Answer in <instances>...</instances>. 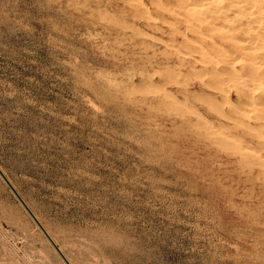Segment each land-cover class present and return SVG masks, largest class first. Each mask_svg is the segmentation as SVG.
I'll return each instance as SVG.
<instances>
[{"label":"rangeland","instance_id":"rangeland-1","mask_svg":"<svg viewBox=\"0 0 264 264\" xmlns=\"http://www.w3.org/2000/svg\"><path fill=\"white\" fill-rule=\"evenodd\" d=\"M119 1L0 0L1 171L71 264H264V170L231 144L250 129L175 90L207 76L162 65L191 50L144 35L145 10ZM220 78L218 104L234 93ZM0 264H66L1 175Z\"/></svg>","mask_w":264,"mask_h":264},{"label":"bare ground","instance_id":"bare-ground-1","mask_svg":"<svg viewBox=\"0 0 264 264\" xmlns=\"http://www.w3.org/2000/svg\"><path fill=\"white\" fill-rule=\"evenodd\" d=\"M80 1V0H78ZM83 1V0H82ZM97 1V0H96ZM103 1V0H102ZM135 2H137V4L133 3L135 6V8L137 7L138 10L139 8L142 10H145V14H147V16H142L141 13V19L144 18L145 22L143 23L142 26H139L138 24H134L135 28H141L142 30H140V32L142 31L144 35L152 38V39H156L159 42H162L163 44H170V45H174V46H178L179 48H188L191 51L187 52V54L185 53L184 56L177 57V58H167L165 60H162L161 63L162 65H167V64H171V63H175L180 65L181 67L184 66L186 67L187 65L185 63H191L192 62V66H190L192 69V72L196 74L197 77L200 76H207L206 79L208 78V80L203 79L198 81V83L190 85V86H185V87H179L177 90L179 93L181 94H198L199 93H206L205 95H207L208 99L210 100H214V104L212 107V112L213 115L215 116V119L217 118V120H221V119H226L228 118L229 120L232 121V119H234V123H239L238 125L242 124V128H249L250 130L247 131L248 133H250L251 135L249 136L251 139V142L253 143L250 144L251 142H233L231 144H233V146L235 145V148L237 144L240 145V148L238 150H241V153L249 158V159L253 164L255 165H259L260 167L263 168L264 170V0H133ZM72 2V1H71ZM76 2V1H75ZM88 2V1H87ZM86 2V3H87ZM108 2V1H107ZM99 3V2H98ZM130 0H120L119 1V6H115L116 9H123L128 10L129 11V7L125 6L124 4L127 5H133ZM69 4V3H68ZM82 4V2H81ZM102 4V3H101ZM107 4V3H106ZM111 4V3H110ZM76 5V4H75ZM79 5V4H77ZM100 5V4H99ZM85 6V4H84ZM96 6V5H95ZM106 6V5H105ZM109 6V5H108ZM77 7V6H76ZM88 7V6H87ZM86 7V8H87ZM131 7V6H130ZM75 8V7H74ZM84 8V7H83ZM105 8V7H104ZM133 8V6H132ZM134 8V9H135ZM136 8V9H137ZM100 9V8H99ZM106 9V8H105ZM94 10V9H93ZM91 10V12L94 13H98L97 10L96 12ZM131 10V9H130ZM108 11V10H107ZM121 11V10H120ZM134 11V10H132ZM141 11H137V12H141ZM76 12L78 13V9L76 10ZM80 13V12H79ZM107 13V12H104ZM109 13V12H108ZM107 13V14H108ZM122 13V12H121ZM136 13V12H133ZM92 14V13H91ZM101 13H98V15H100ZM103 14V13H102ZM101 14V17H103ZM112 14V13H110ZM123 14V13H122ZM121 14V15H122ZM144 14V13H143ZM192 15V19H186L185 21V25L183 26V22L184 20L182 19V16H186V15ZM113 15V14H112ZM135 15V14H133ZM87 16V15H86ZM93 16V15H92ZM107 16V15H106ZM132 16V15H131ZM138 15H136L137 17ZM101 17H99L101 19ZM108 17V16H107ZM135 17V16H133ZM132 17V19H134ZM91 18V16H90ZM97 18V17H95ZM104 18V17H103ZM103 18L101 19V21L103 20ZM112 18V17H111ZM94 19V18H93ZM114 19V18H113ZM98 20V19H97ZM110 18L108 20L105 19V22H109L110 24ZM124 21V20H123ZM91 23V21H89ZM106 22V23H107ZM115 22L117 23V21L115 20ZM113 22V23H115ZM115 23V24H116ZM133 23V22H132ZM108 24V23H107ZM118 24V23H117ZM116 24V26H117ZM99 25V24H98ZM125 27L124 30L129 29L126 28V24L124 23ZM94 26V24H93ZM96 26V25H95ZM94 26V27H95ZM133 26V25H131ZM128 27V26H127ZM108 28V27H107ZM123 29V27H120ZM139 28V29H140ZM115 29V28H113ZM132 29V27L130 28ZM129 29V30H130ZM89 30V29H88ZM102 30V29H101ZM95 31V30H94ZM109 32V30H108ZM123 32V31H122ZM137 33L136 36H138V34L141 35V33ZM90 33V32H89ZM133 33H135L133 31ZM97 33L95 32V35ZM120 34V33H119ZM117 34V35H119ZM94 35V36H95ZM104 35V34H103ZM115 35V34H114ZM122 35V34H121ZM134 35V34H133ZM143 35V36H144ZM108 36V35H107ZM135 36V37H136ZM142 36V35H141ZM142 36V37H143ZM99 37V36H98ZM104 37V36H103ZM113 37V36H112ZM145 37V36H144ZM120 38V37H118ZM122 38V37H121ZM124 38V37H123ZM131 39V38H129ZM118 40V39H117ZM120 40V39H119ZM132 40V39H131ZM130 40V42H131ZM135 40V38H134ZM115 41V40H114ZM123 41V40H122ZM106 42V41H105ZM109 42V41H108ZM120 42V41H119ZM125 42V41H124ZM148 42V41H147ZM129 43V42H128ZM115 44V43H113ZM141 44V43H140ZM139 44V45H140ZM151 44V43H150ZM116 45V44H115ZM138 45V44H135ZM134 45V46H135ZM152 45V44H151ZM120 46V45H118ZM125 46V45H124ZM127 46V45H126ZM158 46V45H157ZM122 47V45L120 46ZM128 47V46H127ZM155 47V46H154ZM165 47L167 48V45H165ZM150 48V47H148ZM171 48V47H170ZM174 48V47H173ZM145 49V47H144ZM151 49V48H150ZM152 49L154 50V48L152 47ZM175 49V48H174ZM177 49V48H176ZM140 50V49H139ZM142 50V49H141ZM146 51V50H145ZM158 51V50H157ZM163 52V50H161ZM165 51V49H164ZM177 52L180 50H176ZM184 51V50H183ZM138 52V50H137ZM141 52V51H139ZM181 52V51H180ZM126 53V52H125ZM157 53L156 51L153 52V54ZM167 53V51L165 52ZM169 53V52H168ZM167 53V54H168ZM167 54H162L163 56L167 55ZM170 54V53H169ZM168 54V55H169ZM149 55V54H147ZM161 55V53H160ZM167 55V56H168ZM151 56V55H150ZM155 55H153L154 57ZM133 57V56H132ZM145 57V56H144ZM135 58V57H134ZM141 58V57H140ZM151 58V57H150ZM143 59V57H142ZM152 59V58H151ZM131 60V59H130ZM139 60V59H137ZM149 61V60H148ZM159 61V60H158ZM134 62V61H133ZM137 62H141L137 61ZM136 62V63H137ZM241 65V67H239V64ZM144 64V63H143ZM153 64V63H152ZM151 64V65H152ZM160 64V63H159ZM148 65V64H147ZM156 65V63H155ZM161 65V64H160ZM190 65V64H189ZM188 65V66H189ZM150 66V65H149ZM158 67V66H157ZM161 67V66H160ZM164 67V66H163ZM177 67V65H176ZM167 68H169L168 66H166V71L168 70ZM173 68V67H172ZM151 69V68H150ZM154 69V68H153ZM156 69V68H155ZM165 69V68H164ZM145 70H147V68H145ZM160 70V69H159ZM174 72V68L172 69ZM178 72L179 69H177ZM158 73V70H156ZM165 71V72H166ZM161 72V70H160ZM168 72V71H167ZM151 73V72H149ZM183 73V72H182ZM139 74V73H138ZM170 74V72H169ZM175 74V73H173ZM172 74V75H173ZM151 75V74H150ZM154 75V73H153ZM152 75V76H153ZM166 75V74H165ZM171 75V76H172ZM190 75V73H189ZM187 76V75H186ZM221 76H223V83H226V81L229 80L233 81V86H234V93L228 94V95H224L222 97V104L221 101L219 102L218 96H217V91H221L223 92V94H227L225 93V91H223V89H221L219 86V81L221 80ZM144 77V76H143ZM148 77H150L148 75ZM165 78V76H163ZM174 78V76H172ZM178 77V76H177ZM157 78V77H156ZM158 78H160V76H158ZM157 78V80H158ZM169 78V77H168ZM172 78V79H173ZM186 80V77H184ZM189 78V77H188ZM144 79V78H142ZM145 78V82H146ZM149 79V78H148ZM161 79V78H160ZM171 79V80H172ZM176 78H174L175 80ZM181 79V78H179ZM197 79V78H196ZM199 79V78H198ZM154 80V79H153ZM164 80V79H163ZM183 80V81H184ZM173 81V80H172ZM176 81V80H175ZM180 81V80H179ZM179 81L176 82H172L176 85H182L181 83H179ZM148 82V81H147ZM150 82H152V79L150 80ZM158 82V81H157ZM162 82V81H161ZM171 83V81H168ZM149 83V82H148ZM147 83V84H148ZM165 83V82H163ZM169 83V84H170ZM171 83V84H172ZM151 84V83H150ZM156 84V83H155ZM160 84V85H158ZM158 87L154 85L152 86L155 91L159 90L162 91V88H159V86H162L159 81L158 83ZM186 85V83H184ZM222 84V83H221ZM164 85V88L165 84ZM195 85H199L201 92H197L198 89L193 88ZM149 86V85H148ZM226 86V85H225ZM228 86V85H227ZM163 87V86H162ZM157 89V90H156ZM171 89V88H170ZM148 90V88H147ZM151 90V89H149ZM165 90V89H164ZM173 90V89H172ZM153 92V89L151 90ZM149 91V92H151ZM166 91V90H165ZM158 92V91H157ZM170 92V91H169ZM166 93V92H165ZM164 94V91L163 93ZM174 94V93H173ZM180 94V95H181ZM164 96V95H163ZM173 96V95H172ZM171 96V97H172ZM185 96V95H184ZM183 96V98H185ZM160 97V94H159ZM162 97V96H161ZM165 97V96H164ZM174 97V96H173ZM172 97V99H173ZM207 97H204V99ZM221 97V96H220ZM163 98V97H162ZM170 98V96H169ZM190 98V97H189ZM192 98V97H191ZM190 98V99H191ZM199 98V97H196ZM202 98V96H201ZM161 99V98H160ZM164 99V98H163ZM176 99V98H175ZM188 99V98H187ZM200 99V98H199ZM198 99V100H199ZM159 100V99H158ZM165 102L166 99H164ZM174 100V99H173ZM172 100V101H173ZM181 100V99H180ZM186 100V98H185ZM197 99H194L193 101H195ZM197 100V101H198ZM153 101V100H152ZM151 101V102H152ZM160 101V100H159ZM158 101V102H159ZM161 101H163L161 99ZM160 101V104H161ZM178 101V100H177ZM192 101V100H189ZM192 101V103H194ZM201 101V100H200ZM202 101H204L202 99ZM164 102V101H163ZM179 102V101H178ZM177 102V104H178ZM184 101H181L178 105L177 104H173L175 106V108H178L179 105H181V103ZM209 102V100H208ZM206 102V103H208ZM168 103V102H167ZM171 103V102H170ZM189 103V102H188ZM200 103V102H199ZM203 103V102H202ZM204 103V105L206 104ZM210 103V102H209ZM163 104V103H162ZM172 104V103H171ZM170 104V105H171ZM191 104V103H189ZM223 104L231 105L232 107L229 109L234 112L239 114L238 119L237 117L234 118L231 115L227 114V110L224 109ZM169 105V104H168ZM184 105V107L186 106V104H182ZM181 105V106H182ZM209 105V104H208ZM174 106H172L174 108ZM177 106V107H176ZM195 106V105H194ZM160 107V106H159ZM165 107V106H164ZM171 107V106H170ZM171 107V108H172ZM186 107H189L188 105ZM190 107H192L190 105ZM200 107V106H198ZM211 107V106H210ZM161 108V107H160ZM154 109V107H153ZM186 109V108H185ZM190 109V108H189ZM195 109V108H194ZM152 110V109H151ZM167 110V108H166ZM170 110V108L168 109ZM167 110V111H168ZM182 110V109H179ZM188 110V109H187ZM172 111V110H171ZM170 111V112H171ZM183 111V110H182ZM185 111V110H184ZM192 110L190 109L189 112H191ZM197 111V110H196ZM157 112V111H156ZM173 112L174 109H173ZM187 111H185L186 113ZM188 112V113H189ZM162 113L164 114V112L162 111ZM178 113V112H177ZM181 111H179V115ZM169 114V113H168ZM167 114V115H168ZM175 114V113H174ZM198 114V113H197ZM196 114V115H197ZM177 115V114H176ZM192 115V113H191ZM195 115V114H194ZM203 115V114H202ZM171 116V115H170ZM163 117V116H162ZM175 117V116H173ZM178 117V115H177ZM183 117V116H182ZM181 117V118H182ZM199 117V116H197ZM202 117V116H201ZM200 117V118H201ZM213 117V116H212ZM172 118V117H171ZM180 118V119H181ZM187 118V117H186ZM182 119L183 121L187 120V119ZM160 119V118H158ZM164 120V118H161ZM166 119V118H165ZM168 119V118H167ZM189 119V117H188ZM192 119V118H191ZM197 119V118H196ZM214 119V118H213ZM170 120V119H169ZM174 120V119H173ZM172 120V121H173ZM203 120V118L201 119ZM209 120V119H207ZM211 120V118H210ZM184 121V122H185ZM204 121H206L204 119ZM203 121V122H204ZM215 121V120H214ZM214 121L212 120V122L214 123ZM237 121V122H236ZM239 121V122H238ZM164 122V121H163ZM169 122V121H168ZM165 122V123H168ZM190 122V121H189ZM193 122V121H192ZM191 122V124H192ZM195 123L197 122V120L194 121ZM217 122V121H216ZM172 123V122H170ZM186 123H188V121H186ZM185 123V124H186ZM198 123V122H197ZM204 123H209L208 121L204 122ZM221 122H218V124H220ZM224 123V122H223ZM221 123V124H223ZM179 124V123H177ZM211 123H209L208 125H210ZM215 124V123H214ZM214 124H212L214 126ZM218 124L216 125L218 127ZM254 124V126H253ZM171 125V124H170ZM195 125V124H194ZM193 125V126H194ZM201 127V124H199ZM198 125V126H199ZM211 125V126H212ZM227 125V124H226ZM175 126V125H174ZM177 126V125H176ZM189 126V125H188ZM225 126V125H224ZM229 126V124H228ZM233 126V125H232ZM240 126V127H241ZM163 127H166L165 125ZM172 127V126H171ZM181 127V126H180ZM184 127V126H182ZM210 127V126H208ZM215 127V126H214ZM231 127V126H230ZM238 127V126H236ZM199 128V127H197ZM204 128V127H203ZM211 128V127H210ZM213 128V127H212ZM216 128V127H215ZM219 128V127H218ZM235 128V127H234ZM170 129V128H169ZM173 129V128H172ZM179 129V127L177 128ZM192 129V128H191ZM202 129V128H201ZM206 129V128H205ZM208 129V128H207ZM214 129V128H213ZM224 129L221 127V130ZM184 130V129H183ZM186 130V129H185ZM165 131V130H164ZM182 130L180 129V132ZM188 131V130H186ZM208 131V130H207ZM213 131V130H212ZM219 131L221 134L224 132ZM215 131V132H216ZM167 132V131H166ZM175 132H177L175 130ZM177 132V133H180ZM191 132V131H189ZM187 132V133H189ZM194 132V131H193ZM201 132V131H200ZM243 132V131H242ZM171 133V132H170ZM244 133V132H243ZM168 134V133H167ZM195 134V132H194ZM199 134V133H198ZM197 134V135H198ZM206 134V132H205ZM204 133H202L201 135H205ZM219 134V133H218ZM219 134V135H221ZM239 134V133H238ZM246 134V132H245ZM184 135V134H183ZM196 135V136H197ZM200 135V136H201ZM211 135H215L214 132L212 134H210V136L205 135V137H216V136H211ZM235 135V134H234ZM244 135V134H243ZM179 135H177L178 137ZM221 136H224L223 134ZM175 137V138H177ZM182 138H185V136H181ZM188 137V136H187ZM228 135H226V139H227ZM241 137V134H240ZM190 138V137H188ZM218 138V137H216ZM225 138V136H224ZM209 139V138H208ZM229 139V137H228ZM227 139V141H228ZM237 139V138H236ZM177 140V139H176ZM214 140V139H213ZM220 140V139H219ZM222 140V139H221ZM231 140H233V138H231ZM178 141V140H177ZM208 141V140H207ZM225 141V139H224ZM240 141V140H239ZM249 141V140H248ZM211 142V141H210ZM222 142V141H221ZM175 143V142H173ZM199 143V142H198ZM220 143V141H219ZM223 143V142H222ZM201 144V143H200ZM230 144V143H229ZM176 145V144H175ZM178 145V144H177ZM193 145V144H192ZM205 145V144H204ZM207 145V144H206ZM215 145L216 144H212ZM183 146V145H182ZM218 146V145H217ZM221 146V145H220ZM223 149H224V145ZM227 146V145H225ZM231 145H229L230 147ZM238 146V145H237ZM174 147V145H173ZM181 147V146H180ZM186 147V146H185ZM228 147V148H229ZM178 148V146H177ZM205 148V147H204ZM232 148V147H230ZM175 149V148H174ZM234 149V147L232 148ZM177 150V149H175ZM180 150V149H179ZM177 150V151H179ZM183 150V148H182ZM188 150V149H185ZM191 150V149H189ZM188 150V151H189ZM217 150V149H216ZM215 150V151H216ZM236 150V149H235ZM194 151V150H193ZM218 151V150H217ZM220 151V150H219ZM222 151V149H221ZM199 152H201V149L199 150ZM203 152V151H202ZM239 152V151H238ZM195 153V152H194ZM224 153V152H223ZM181 154H183L181 152ZM227 154V153H226ZM216 155V154H215ZM230 155V154H228ZM232 155V154H231ZM188 156V155H185ZM189 157V156H188ZM213 157V156H211ZM190 158V157H189ZM207 158H209L207 156ZM217 159V158H216ZM220 159V158H219ZM218 159V160H219ZM244 159V158H243ZM246 159V162L248 161ZM197 160V159H196ZM238 161V160H237ZM241 158L239 159L240 163ZM245 161V160H242ZM195 162V161H194ZM198 163V162H196ZM226 163V162H225ZM249 163V162H248ZM198 164H201L198 163ZM236 164V163H235ZM214 165V164H213ZM212 165V166H213ZM249 165V164H247ZM251 165V164H250ZM249 165V167L251 168V166ZM219 166V165H218ZM222 166V165H220ZM243 166V165H242ZM245 166V164H244ZM199 167V166H197ZM206 167V166H204ZM247 167V166H245ZM245 167H241V168H245ZM253 167V166H252ZM219 168V167H218ZM217 168V169H218ZM194 169V168H193ZM200 169V168H199ZM207 169V168H206ZM211 169V168H210ZM195 170V169H194ZM197 170V169H196ZM201 170V169H200ZM198 170V171H200ZM208 170V169H207ZM206 170V171H207ZM232 170V169H231ZM222 171V170H221ZM228 171V170H227ZM226 171V172H227ZM237 171V170H234ZM240 171V170H238ZM212 172V171H211ZM249 172V171H248ZM232 173V172H231ZM259 173V172H258ZM214 174V173H213ZM244 174V173H243ZM248 174V173H247ZM264 174V171L262 173H260V175ZM246 175V174H245ZM239 176V175H237ZM258 176V175H256ZM253 177V176H252ZM255 177V176H254ZM219 178H221L219 176ZM203 179V178H202ZM228 179V178H226ZM247 179V178H245ZM200 180V178L198 179ZM219 180V179H218ZM236 180V179H235ZM258 179H256L257 181ZM263 180V179H261ZM10 181V180H9ZM248 180H246L247 182ZM255 180H253L254 182ZM259 181V180H258ZM11 182V181H10ZM208 182V181H206ZM223 182V181H222ZM221 182V183H222ZM234 183V181H231ZM236 182V181H235ZM245 182V183H246ZM250 182V181H249ZM252 182V181H251ZM220 183V184H221ZM238 183V182H237ZM243 183V184H245ZM232 184V183H231ZM230 184V185H231ZM239 184V183H238ZM237 184V186H238ZM225 186V185H224ZM236 186V187H237ZM253 186V185H252ZM230 187V186H229ZM248 187V186H247ZM208 187H206L207 190ZM226 188V187H225ZM246 188V187H245ZM263 188V187H262ZM252 189V188H251ZM253 190V189H252ZM211 191V190H210ZM245 191V190H244ZM249 191V190H248ZM251 192V191H250ZM216 193V192H215ZM219 193V192H218ZM212 194V193H211ZM225 194V193H224ZM223 194V195H224ZM234 194V192H233ZM216 195H218L216 193ZM241 196V195H240ZM243 196V195H242ZM221 197V196H220ZM257 197V196H256ZM259 197V196H258ZM257 199V198H256ZM254 200V199H252ZM231 203V201H229ZM237 203V201H236ZM227 204V203H226ZM264 204V203H263ZM262 205V203H261ZM235 207V206H234ZM31 208V207H30ZM240 208V207H239ZM232 209V208H231ZM242 210V209H241ZM33 211V210H32ZM252 211V210H251ZM260 211H262L260 209ZM254 212V211H253ZM252 212V213H253ZM258 212V211H257ZM256 212V213H257ZM255 213V212H254ZM241 215V214H239ZM37 216V215H36ZM38 217V216H37ZM258 217V216H257ZM256 217V218H257ZM247 225V224H246ZM263 224H261L262 226ZM248 226V225H247ZM251 227V226H250ZM245 229V228H244ZM251 230V228H250ZM253 231V230H251ZM256 232V231H255ZM261 232V231H260ZM250 233V232H249ZM259 233V232H258ZM86 242V241H85ZM89 243V242H88ZM93 245V244H92ZM97 245V244H96ZM82 246V245H79ZM85 246V245H84ZM61 250V249H60ZM66 252V251H65ZM80 252V251H79ZM94 253V251H93ZM97 253V252H96ZM65 254V253H64ZM98 255V254H97ZM92 256V254H91ZM94 258V256H92ZM109 261V260H108ZM92 263V262H91ZM111 263V262H110ZM109 263V264H110Z\"/></svg>","mask_w":264,"mask_h":264},{"label":"water","instance_id":"water-1","mask_svg":"<svg viewBox=\"0 0 264 264\" xmlns=\"http://www.w3.org/2000/svg\"><path fill=\"white\" fill-rule=\"evenodd\" d=\"M0 175L2 176V178L5 180V182L8 184V186L11 188V190L14 192V194L16 195V197L19 199V201L22 203V205L25 207V209L28 211V213L32 216V218L34 219V221L36 222V224L39 226V228L42 230V232L46 235V237L48 238V240L51 242V244L54 246V248L56 249V251L59 253V255L62 257V259L65 261L66 264H71L68 259L65 257V255L63 254V252L60 250V248L56 245V243L54 242V240L50 237V235L47 233V231L45 230V228L42 226V224L38 221V219L36 218V216L33 214V212L30 210V208L27 206V204L24 202V200L21 198V196L18 194V192L14 189V187L12 186V184L9 182V180L7 179V177L4 175V173L1 171L0 169Z\"/></svg>","mask_w":264,"mask_h":264}]
</instances>
